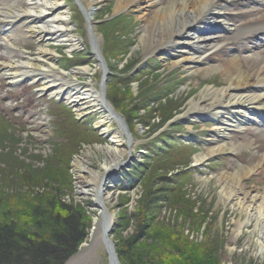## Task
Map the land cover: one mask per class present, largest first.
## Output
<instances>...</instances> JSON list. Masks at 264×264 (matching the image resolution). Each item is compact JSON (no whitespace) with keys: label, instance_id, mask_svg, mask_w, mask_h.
Here are the masks:
<instances>
[{"label":"rangeland","instance_id":"obj_1","mask_svg":"<svg viewBox=\"0 0 264 264\" xmlns=\"http://www.w3.org/2000/svg\"><path fill=\"white\" fill-rule=\"evenodd\" d=\"M21 2L23 8L28 6L26 0ZM115 2L111 0L98 9L95 21L98 32L103 36L102 52L109 64L107 97L112 106L127 119L135 135L136 145L132 154L124 152V161L127 163L119 166L112 175L103 174V168L111 158L101 150L109 141L98 130L95 123L98 119L91 116L81 120L66 101L40 94L37 88L43 83L42 79L36 81V84L27 80L15 87L0 78V187L6 186L4 189L12 193L11 198L15 201L20 182L26 195L32 193V189L43 195L46 186L37 183L40 178L38 172L32 169L26 171L19 165V161L31 164L34 166L32 168H42L45 159L59 145L61 156L71 157L69 177L59 175L62 178L59 179L61 184L68 182L69 186L68 191L67 188L62 190L64 193L67 191L63 195L64 200L80 208L92 224L99 208L95 207L93 196L80 193L73 164L77 156L83 155L90 148L91 154L86 163L93 171L106 176L101 187L115 197L109 207L114 228L110 237L115 244L118 238L131 234L133 227L124 229L121 216L124 212L136 210L137 201L142 196L143 181L149 177L152 179L153 174L154 188L158 189L155 191L171 195L168 201L163 199L160 203L161 212L154 226L157 228V224H161L163 226L159 228L162 230L170 228L181 239L188 238L199 264H264L262 245L258 241L260 233L254 230L256 220L252 219L251 224L243 226L238 238L233 239L237 222L244 221L246 215L240 213L236 206L225 204L216 180L222 172H232L239 165L249 166L250 162H256L254 152L264 155V135L261 133L264 126L248 122L242 126L243 130L238 128L237 132L226 131L228 137L221 144L230 148L206 162L205 166H198L196 156L204 154L207 148L205 142L213 137L212 129L220 125H215L208 116L194 117L188 121L184 114L189 109L190 99L194 97L197 100L204 87L213 84L216 87L224 86L221 75L217 74L210 79H203L201 75L190 77L183 69L171 65L179 54L171 56L170 53L167 55L165 51H160L156 56L145 59L142 50L137 48L133 51L139 44L143 14L151 9L145 6L147 10H143L144 13L134 9L116 13ZM66 6L70 8L71 21L79 26L77 33L82 35L84 46L78 52L69 53L63 46L55 47L58 65L69 70L71 67L88 64L94 69L91 75L100 82L105 76L104 67L94 64L95 57L90 54L91 35L85 16L75 0H67ZM2 30L3 27H0V32ZM23 46L30 55H35L39 48L32 39H28ZM239 48L230 46L222 54L210 55L208 64H222L223 60L238 53ZM252 54H245V58L241 56L242 65L244 69L256 71L257 67H253L252 63L260 60L262 64L264 50ZM4 60H7V55L0 44V64ZM1 72L0 69V76ZM86 80L82 78L81 81ZM149 92L155 96V102H150V106L157 110L147 113L141 109L136 120L130 109L137 106L140 95ZM147 104L145 102L143 106ZM40 115L43 116V124L32 122ZM146 121L149 123L146 124ZM97 145L101 148L97 149ZM247 145L248 149L245 148ZM233 147L236 150L232 152ZM64 168L61 172H64ZM30 171L29 177L25 176ZM28 184H35L34 188ZM245 184L246 189L254 187L260 191L264 187V176L262 173L252 174ZM14 206L17 210V202ZM94 240L89 247L82 246V242L76 253L68 256L61 264H110L104 243L100 238ZM97 244L99 249L96 250Z\"/></svg>","mask_w":264,"mask_h":264},{"label":"bare ground","instance_id":"obj_2","mask_svg":"<svg viewBox=\"0 0 264 264\" xmlns=\"http://www.w3.org/2000/svg\"><path fill=\"white\" fill-rule=\"evenodd\" d=\"M66 1L26 0L28 6L23 8L21 0H0V27L4 26L1 32L3 35L1 45L7 55V60L0 64L2 70L0 78L15 87L27 80L36 84V81L42 79L43 83L37 88L40 94H48L59 101H66L68 107L74 109L76 116L81 120L91 116L98 119L95 122L96 126L103 138L109 142L104 148L100 145L96 147L101 148L111 158L104 166L103 174L112 175L119 166L127 163L124 161V152L128 151L132 154L136 141L127 119L112 106L107 97L109 64L102 52L103 36L98 32L95 16L98 9L111 0H75L89 27L92 43L90 54L95 57L94 64L104 67L105 76L100 82L91 75L94 69L88 64L71 67L69 70L58 65L55 47L63 46L69 53L78 52L84 46L82 35L79 36L77 33L79 26L71 21V11L66 6ZM233 1L245 3V0H163L161 2L160 0H116L115 2L116 13L133 9L143 11L147 10L146 7L151 9L142 13L143 23L139 29V44L133 51L137 48L142 50L145 59L156 56L160 51H165L167 55L170 53L171 56L179 54L178 59L171 65L173 68L183 69L190 77L201 75L203 79H210L217 74L221 75L224 86L216 87L213 84L204 87L197 100L194 97L190 99L189 109L184 114L188 121H192L194 117L208 116L207 118L215 125L216 123L220 125L212 129L214 134H211L212 139L205 142L207 148L204 154L200 153L196 156L198 166H205L206 162L230 148L226 144H221L226 138L227 130L241 129L251 120L256 123L260 120L264 125V112L261 111V108L264 109V60L262 64L260 60L252 63L253 67H257L256 71L244 69L242 58L237 55L226 61L223 60L219 65L208 64L212 52L222 47L217 42L220 37L210 36L211 32L219 31L222 26L228 25L225 23L226 14L218 11L223 10ZM216 15L221 16V19L215 18ZM244 16L245 14H240L238 17L237 15L232 17L243 23ZM246 16L250 17L247 23L227 27L232 34L225 44L240 45L244 48L246 44L255 40L258 31L264 33V15L259 17L249 12ZM219 24L222 26L220 27ZM28 39L34 40L39 45L35 55H30L23 46ZM82 78L87 80L81 81ZM42 121L43 116L40 115L32 122L43 124ZM261 133L264 135V131ZM233 148L232 152L236 150L235 147ZM245 148L248 149L249 146ZM90 150L88 148L73 162L80 193L93 196L95 207L99 208V213L89 227L90 230L82 246L89 247L95 238L98 240L100 238L109 253L110 263L115 264L113 251L117 250L116 246L112 247L114 242L110 238L112 217L109 216V207L115 201V197L110 192L106 193L101 187L106 176L93 171L86 163L88 155L91 154ZM254 153L257 157L256 162H250L249 166L239 165L232 172H222L216 180L221 187L225 204L236 206L240 213L246 215L244 221L237 222L233 239L238 238L243 226L251 224L250 221L255 219L257 223L254 230L260 233L258 241L262 245L261 253H264V187L260 191L254 187L251 189L245 187V181L250 175L262 173L264 176V155ZM260 226H263L262 229ZM97 245L96 250L99 249V244Z\"/></svg>","mask_w":264,"mask_h":264},{"label":"trees","instance_id":"obj_3","mask_svg":"<svg viewBox=\"0 0 264 264\" xmlns=\"http://www.w3.org/2000/svg\"><path fill=\"white\" fill-rule=\"evenodd\" d=\"M154 97L151 92L140 95L137 106L130 109L136 120L141 109L147 113L157 110L150 106V102H155ZM142 100L148 104L143 106L145 102ZM145 123L148 124L149 121ZM60 151L61 146L58 145L52 155L45 159L42 168H32L34 166L31 164L19 161V165L26 171L32 169L38 172L40 178L37 183L46 186L43 195L33 189L34 196L29 191L26 195L20 182V188H15L18 190L15 201L11 198L12 193L4 189L6 186L0 187V264H61L68 256L76 253L80 244L85 241L88 234L86 232L91 226L90 218L80 208L73 207L64 200L63 195L69 186L68 182L61 184L59 179L62 178L59 175L69 177L71 157L63 158ZM30 173L31 171L25 176L29 177ZM154 176L152 174V179L149 177L142 180V196L137 201L136 210L124 212L121 216L123 228L133 227V230L127 237L118 238L115 244L119 260L123 264H199L188 238L181 239L170 228L162 230L159 228L163 226L161 224H157V228L154 226L161 212L160 203L163 199L168 201L171 198L170 193L160 194L155 191L158 189L154 188ZM35 184L28 185L34 188ZM65 188L67 191L64 193L62 190ZM125 197L127 196H123ZM125 201L128 202V199Z\"/></svg>","mask_w":264,"mask_h":264},{"label":"water","instance_id":"obj_4","mask_svg":"<svg viewBox=\"0 0 264 264\" xmlns=\"http://www.w3.org/2000/svg\"><path fill=\"white\" fill-rule=\"evenodd\" d=\"M113 230H114V228H113V225L111 226V230H110V235H112V233H113ZM111 238V237H110ZM114 246V248H115V243L113 242V244H112V247ZM115 251V250H114ZM114 251H113V258H114V261H115V264H121V262L119 261V259H118V255H117V251H115V253H114ZM109 258H110V256H109ZM111 264V263H110Z\"/></svg>","mask_w":264,"mask_h":264}]
</instances>
